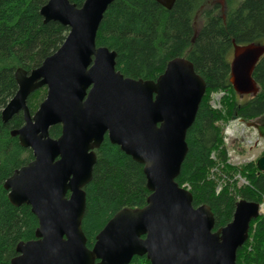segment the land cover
I'll use <instances>...</instances> for the list:
<instances>
[{
    "label": "water",
    "instance_id": "1",
    "mask_svg": "<svg viewBox=\"0 0 264 264\" xmlns=\"http://www.w3.org/2000/svg\"><path fill=\"white\" fill-rule=\"evenodd\" d=\"M113 0H48L44 21L69 32L62 45L30 72L18 68V89L2 111L4 121L23 112L12 130L33 159L4 182L12 204H27L38 218L35 238L20 241L11 264H129L146 255L151 264H237L261 203L239 199L233 218L215 230L207 204L194 206L192 192L177 182L188 153V129L195 121L207 83L192 61H168L156 79L132 78L117 69V52L96 43ZM171 9L176 0H157ZM233 44L230 83L240 95L255 96L254 77L264 43ZM47 95L34 114L28 97L40 87ZM61 124L60 136L50 128ZM264 138V122L253 121ZM108 136L143 164L150 194L141 207L118 210L87 245L83 219L85 187L93 178L98 149ZM264 171V154L257 160Z\"/></svg>",
    "mask_w": 264,
    "mask_h": 264
},
{
    "label": "trees",
    "instance_id": "2",
    "mask_svg": "<svg viewBox=\"0 0 264 264\" xmlns=\"http://www.w3.org/2000/svg\"><path fill=\"white\" fill-rule=\"evenodd\" d=\"M47 1L0 0V264H11L18 254V243L35 238L39 226L31 207L12 204L4 187L16 169L33 159V151L11 133L25 123L23 112L4 121L2 111L18 89L16 70L21 67L30 72L38 67L68 35V26L44 21L40 9ZM70 1L80 7L85 0ZM212 1L176 0L168 9L157 0H113L100 23L96 43L117 52V69L127 77L156 79L168 61L183 56L205 79L206 93L187 132L189 149L177 182L189 185L194 206L211 207L216 230L232 220L239 199L264 201V171L254 161L241 169L248 182L245 185H227L218 192L216 182L209 177L216 164L214 151L218 159L227 160L218 122L235 118L249 121L264 115V55L254 70L260 88L257 95L240 100L230 83L232 41L264 43V0H226L224 12ZM198 13L203 23L196 30ZM219 90L226 92L222 110L210 104L211 94ZM46 95L45 86L30 94L31 114ZM61 131V124L53 125L50 135L56 138ZM96 153L93 178L85 187L87 207L82 224L90 248L118 210L141 207L150 194L143 164L111 143L107 135ZM129 264L151 262L146 255H135ZM237 264H264V213L252 220L249 238L238 249Z\"/></svg>",
    "mask_w": 264,
    "mask_h": 264
},
{
    "label": "rangeland",
    "instance_id": "3",
    "mask_svg": "<svg viewBox=\"0 0 264 264\" xmlns=\"http://www.w3.org/2000/svg\"><path fill=\"white\" fill-rule=\"evenodd\" d=\"M219 3L221 11L226 9V0H213L212 4ZM196 30L203 23L200 13L196 16ZM226 95L225 91L219 90L211 94L210 104L217 110L223 109L222 100ZM239 96L240 100L245 101L248 95ZM248 120L241 118L220 120L218 124L222 129L223 144L222 147L227 151V160L218 159V152L214 151L215 166L210 170L209 177L216 182V190L230 185L242 186L247 184V180L241 172L242 167L249 162H256L264 154V138L258 133V130L250 125ZM256 121V120H254ZM259 122V121H258ZM185 187L189 185L185 184ZM219 190V191H220ZM262 212L264 213V201L262 202Z\"/></svg>",
    "mask_w": 264,
    "mask_h": 264
},
{
    "label": "flooded vegetation",
    "instance_id": "4",
    "mask_svg": "<svg viewBox=\"0 0 264 264\" xmlns=\"http://www.w3.org/2000/svg\"><path fill=\"white\" fill-rule=\"evenodd\" d=\"M255 120L259 122H264V115H262L261 117L255 118Z\"/></svg>",
    "mask_w": 264,
    "mask_h": 264
},
{
    "label": "built area",
    "instance_id": "5",
    "mask_svg": "<svg viewBox=\"0 0 264 264\" xmlns=\"http://www.w3.org/2000/svg\"><path fill=\"white\" fill-rule=\"evenodd\" d=\"M212 157L215 158L213 153H212ZM219 190H220V187L217 188V191H218V192H219Z\"/></svg>",
    "mask_w": 264,
    "mask_h": 264
}]
</instances>
